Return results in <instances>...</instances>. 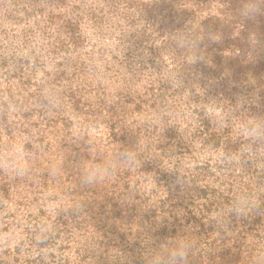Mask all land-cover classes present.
<instances>
[{"label":"rangeland","instance_id":"rangeland-1","mask_svg":"<svg viewBox=\"0 0 264 264\" xmlns=\"http://www.w3.org/2000/svg\"><path fill=\"white\" fill-rule=\"evenodd\" d=\"M97 6L0 0V264H264V116L230 150L194 119L203 106L209 130L238 128L256 95L193 81L148 21L95 24ZM38 8L84 43L50 47Z\"/></svg>","mask_w":264,"mask_h":264},{"label":"trees","instance_id":"trees-1","mask_svg":"<svg viewBox=\"0 0 264 264\" xmlns=\"http://www.w3.org/2000/svg\"><path fill=\"white\" fill-rule=\"evenodd\" d=\"M94 1L103 9L97 6L85 11L95 24L102 21L104 13H119L126 18L137 16L148 21L149 37L160 40L163 51L176 67L193 73V81L209 78L217 81L220 88L234 85L256 95L247 112L239 116L238 128L232 125L223 131H211L206 108L202 106L194 112L197 131L210 148H235L240 129L253 126L250 118L256 112L259 117L264 116V105L257 103L259 98L264 103V0ZM59 2L64 4L66 0ZM38 10L45 17V32L52 39L50 47L63 49L84 43L78 21L67 18L63 11ZM150 52L152 60L159 55L154 61L162 60L161 53L153 46ZM229 99L231 104L239 105L234 98ZM75 102L79 104V100ZM200 246L196 244L191 249L196 251ZM155 264L163 263L156 260Z\"/></svg>","mask_w":264,"mask_h":264},{"label":"clouds","instance_id":"clouds-1","mask_svg":"<svg viewBox=\"0 0 264 264\" xmlns=\"http://www.w3.org/2000/svg\"><path fill=\"white\" fill-rule=\"evenodd\" d=\"M94 175L92 174H85L83 179L85 182H91ZM247 204V199L243 195H238L236 199V210L237 211H244V206Z\"/></svg>","mask_w":264,"mask_h":264}]
</instances>
